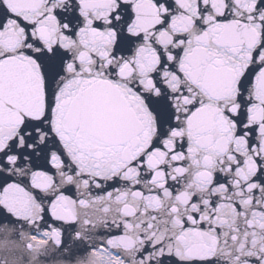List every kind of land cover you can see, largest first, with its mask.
I'll return each mask as SVG.
<instances>
[{"label": "snow or ice", "instance_id": "6c2138e0", "mask_svg": "<svg viewBox=\"0 0 264 264\" xmlns=\"http://www.w3.org/2000/svg\"><path fill=\"white\" fill-rule=\"evenodd\" d=\"M0 264H264V0H0Z\"/></svg>", "mask_w": 264, "mask_h": 264}]
</instances>
